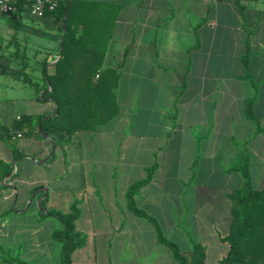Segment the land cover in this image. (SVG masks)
Here are the masks:
<instances>
[{
    "label": "crops",
    "instance_id": "crops-1",
    "mask_svg": "<svg viewBox=\"0 0 264 264\" xmlns=\"http://www.w3.org/2000/svg\"><path fill=\"white\" fill-rule=\"evenodd\" d=\"M65 26L28 9L0 16V127L13 130L24 116L42 117L11 139L0 137V264L1 249L12 251V228L21 232L27 217L37 227L54 217L42 212H68L76 200L85 244L73 253L72 264H178L152 223L129 210L126 192L158 164L137 195L138 205L158 217L147 208L155 205L149 187L164 176L170 156L179 162L184 146L196 158L203 148L209 157L233 163L245 146L251 163L260 155L256 139L264 133L247 117L255 92L247 74L260 84L255 110L261 119L264 0H81L73 27L77 36L109 35L103 68L120 72V112L96 130L75 132L68 143L42 127L58 114L56 101L45 96L52 87L44 67L56 72ZM248 46L250 68L244 59ZM168 139L174 142L168 145ZM222 141L226 148L220 151ZM197 210L191 220L199 219ZM144 227L155 231L148 252Z\"/></svg>",
    "mask_w": 264,
    "mask_h": 264
},
{
    "label": "trees",
    "instance_id": "trees-1",
    "mask_svg": "<svg viewBox=\"0 0 264 264\" xmlns=\"http://www.w3.org/2000/svg\"><path fill=\"white\" fill-rule=\"evenodd\" d=\"M25 1H21L18 11L27 9ZM80 4L81 0H68L56 10L46 13L54 16L56 21L66 23V36L61 57L56 63V72L49 74L44 67L52 87V91H48L45 96L56 101L58 114L42 121L44 130L59 132L62 143H68L77 131L96 130L120 112L116 92L120 72L116 68H103L109 35L77 36L73 27V14ZM250 53L248 46L244 57L248 68ZM247 78L255 91L247 101V117L255 123L257 133H264L261 119L255 110L260 84L254 80L250 71ZM41 119V116H24L17 121L13 130L0 127V137L11 139L28 122ZM251 157V151L245 146L239 152L236 162L226 169L229 174L239 173L243 183L232 196L236 202L233 212L237 221L228 234H219L220 240L229 246L227 254L220 260L221 264H264V186L256 188L253 184ZM157 169L158 164L148 166L146 176L130 185L126 192L129 210L152 223L158 242L171 251L178 264H208L207 247L204 244L191 239L190 254H186L176 240L166 235L158 217L138 205V193L152 182ZM42 206L45 207V202ZM42 214L57 217L62 222L63 227L56 229L53 236L62 245L61 264H72L73 253L85 244V237L77 228V220L81 215L79 202L76 200L68 212L54 209ZM1 259L5 264H30L20 257L12 256L11 250L4 248L1 249Z\"/></svg>",
    "mask_w": 264,
    "mask_h": 264
},
{
    "label": "rangeland",
    "instance_id": "rangeland-1",
    "mask_svg": "<svg viewBox=\"0 0 264 264\" xmlns=\"http://www.w3.org/2000/svg\"><path fill=\"white\" fill-rule=\"evenodd\" d=\"M257 79L263 82L264 93V75ZM245 90L247 93L252 92L251 88ZM258 112L262 113L260 116L264 128V107L263 111L260 107ZM256 140V149L260 148V155L257 154V159L254 158L252 163L253 184L256 188H261L264 186V134L259 135ZM173 142L168 139V145ZM225 148L222 141L219 150ZM170 149L168 146L167 151ZM181 152V155L178 152L179 162L174 161L176 157L170 156L164 176L162 175L157 185L149 187L148 192L153 194L156 206L147 208L160 218L166 235L178 241L182 251H188L191 247L192 237L207 246L208 264H221L220 260L227 254L229 246L219 240V234H228L237 221L233 212L236 202L232 196L242 185L243 178L239 173L229 174L224 171L234 160L227 162L224 158L209 157L203 148L199 151L200 157L196 158L194 150L187 145ZM194 159H197L196 163ZM174 172L179 174L178 178L174 177ZM57 208L65 209L61 206ZM196 208L199 214L197 221L190 219L191 214L196 213ZM24 220L21 232L15 233L12 228L11 235L7 238V244L12 248V256L20 257L30 264H61L62 245L54 238L52 231L62 228V222L58 218L50 217L36 227L30 217ZM135 229L137 239V230L140 228L136 226ZM143 230L145 245L142 247L148 252L153 246L155 231L147 227ZM142 247L139 248L141 252ZM78 257L79 253L75 256V262L79 261ZM133 263L136 261L133 260Z\"/></svg>",
    "mask_w": 264,
    "mask_h": 264
},
{
    "label": "built area",
    "instance_id": "built-area-1",
    "mask_svg": "<svg viewBox=\"0 0 264 264\" xmlns=\"http://www.w3.org/2000/svg\"><path fill=\"white\" fill-rule=\"evenodd\" d=\"M22 0H0V16L9 15L18 11ZM68 0H26L25 6L35 16H45L47 12L56 10ZM21 137L22 134L18 133Z\"/></svg>",
    "mask_w": 264,
    "mask_h": 264
},
{
    "label": "water",
    "instance_id": "water-1",
    "mask_svg": "<svg viewBox=\"0 0 264 264\" xmlns=\"http://www.w3.org/2000/svg\"><path fill=\"white\" fill-rule=\"evenodd\" d=\"M66 14H67V11H66ZM65 31H66V26H65ZM64 38H65V37H63V40H62L61 46H63V41H64ZM57 113H58V112H57ZM34 197H35V196H33V198H32V199H34Z\"/></svg>",
    "mask_w": 264,
    "mask_h": 264
}]
</instances>
